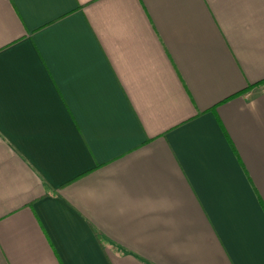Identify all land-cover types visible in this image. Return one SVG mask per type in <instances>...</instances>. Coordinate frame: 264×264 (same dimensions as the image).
<instances>
[{
    "label": "crops",
    "instance_id": "crops-1",
    "mask_svg": "<svg viewBox=\"0 0 264 264\" xmlns=\"http://www.w3.org/2000/svg\"><path fill=\"white\" fill-rule=\"evenodd\" d=\"M0 264H264V0H0Z\"/></svg>",
    "mask_w": 264,
    "mask_h": 264
},
{
    "label": "trees",
    "instance_id": "trees-1",
    "mask_svg": "<svg viewBox=\"0 0 264 264\" xmlns=\"http://www.w3.org/2000/svg\"><path fill=\"white\" fill-rule=\"evenodd\" d=\"M247 89H250V88H247Z\"/></svg>",
    "mask_w": 264,
    "mask_h": 264
}]
</instances>
